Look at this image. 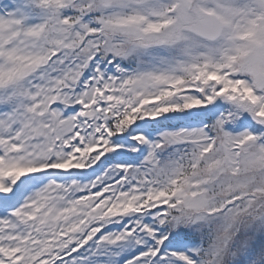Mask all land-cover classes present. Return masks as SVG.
Returning a JSON list of instances; mask_svg holds the SVG:
<instances>
[{
  "label": "snow or ice",
  "instance_id": "1",
  "mask_svg": "<svg viewBox=\"0 0 264 264\" xmlns=\"http://www.w3.org/2000/svg\"><path fill=\"white\" fill-rule=\"evenodd\" d=\"M0 264H264V0H0Z\"/></svg>",
  "mask_w": 264,
  "mask_h": 264
}]
</instances>
